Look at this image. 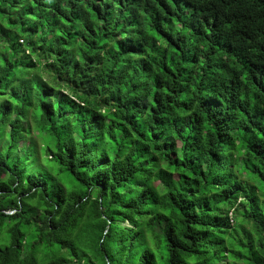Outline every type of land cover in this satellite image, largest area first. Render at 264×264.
I'll return each mask as SVG.
<instances>
[{
    "label": "trees",
    "instance_id": "trees-1",
    "mask_svg": "<svg viewBox=\"0 0 264 264\" xmlns=\"http://www.w3.org/2000/svg\"><path fill=\"white\" fill-rule=\"evenodd\" d=\"M0 264H264V0H0Z\"/></svg>",
    "mask_w": 264,
    "mask_h": 264
}]
</instances>
